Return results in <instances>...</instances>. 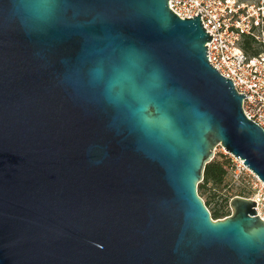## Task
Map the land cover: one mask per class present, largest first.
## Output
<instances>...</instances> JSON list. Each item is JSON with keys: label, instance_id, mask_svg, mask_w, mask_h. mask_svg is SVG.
<instances>
[{"label": "water", "instance_id": "95a60500", "mask_svg": "<svg viewBox=\"0 0 264 264\" xmlns=\"http://www.w3.org/2000/svg\"><path fill=\"white\" fill-rule=\"evenodd\" d=\"M168 0H0V264H264L244 197L212 220L221 146L264 183V130Z\"/></svg>", "mask_w": 264, "mask_h": 264}, {"label": "built area", "instance_id": "2783aa9c", "mask_svg": "<svg viewBox=\"0 0 264 264\" xmlns=\"http://www.w3.org/2000/svg\"><path fill=\"white\" fill-rule=\"evenodd\" d=\"M168 7L180 19L200 13L201 24L211 36L205 44L208 62L222 77L231 80L238 94L246 96L241 103L244 116L264 130V0L257 4L239 0H168ZM246 38L258 45L257 55L243 51ZM232 158L235 161L231 172L235 177H246L252 191L247 199L256 203L254 216L264 221V183L242 160Z\"/></svg>", "mask_w": 264, "mask_h": 264}, {"label": "trees", "instance_id": "16d2710c", "mask_svg": "<svg viewBox=\"0 0 264 264\" xmlns=\"http://www.w3.org/2000/svg\"><path fill=\"white\" fill-rule=\"evenodd\" d=\"M242 49L245 53L250 56H255L259 53V48L256 43L250 38L244 39L242 43ZM228 160H223L221 158L213 157L210 162H208L203 169L202 180L197 185V193L200 197L205 194L210 188H219L223 185L224 178L227 174L229 168ZM210 186V187H209ZM229 197H225L222 202L215 204L210 207V201L203 202L207 208L212 220L222 219L223 217L229 215L228 202Z\"/></svg>", "mask_w": 264, "mask_h": 264}, {"label": "rangeland", "instance_id": "374dc122", "mask_svg": "<svg viewBox=\"0 0 264 264\" xmlns=\"http://www.w3.org/2000/svg\"><path fill=\"white\" fill-rule=\"evenodd\" d=\"M239 1L243 4H250V3L257 4L262 0H239ZM213 157L221 158L223 160H228L230 165L227 170V174L224 178L223 185L219 188L208 189L205 194H202L200 196L202 201L203 202L207 200L210 201V207H213L215 204H219L220 202H222L225 197H229L230 200L236 196L244 197V198L250 197L252 195V191L250 190L248 183L246 182V177L244 175L235 177L230 170V167L234 169V166L232 165L234 164L235 161L232 160L233 156L227 153L221 146H216L213 151ZM228 210H229V215H231L232 209L229 206V202H228Z\"/></svg>", "mask_w": 264, "mask_h": 264}]
</instances>
